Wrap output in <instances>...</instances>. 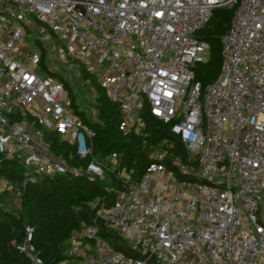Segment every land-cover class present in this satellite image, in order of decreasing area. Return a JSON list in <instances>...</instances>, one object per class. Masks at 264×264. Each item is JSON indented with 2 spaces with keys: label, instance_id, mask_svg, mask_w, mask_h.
<instances>
[{
  "label": "built area",
  "instance_id": "1",
  "mask_svg": "<svg viewBox=\"0 0 264 264\" xmlns=\"http://www.w3.org/2000/svg\"><path fill=\"white\" fill-rule=\"evenodd\" d=\"M215 8L233 16L218 77L203 87L195 68L209 44L198 32ZM74 79L89 112L69 95ZM92 82L118 106L124 135H144L147 111L187 159L163 141L138 177L117 153L99 156L95 129L72 108L98 121ZM50 131L77 165L54 156ZM0 157L22 164L23 186L65 175L116 195L87 204L93 222L73 233L62 264H264V0H0ZM99 224L139 256L116 251ZM33 233L25 226L17 249L44 264Z\"/></svg>",
  "mask_w": 264,
  "mask_h": 264
},
{
  "label": "trees",
  "instance_id": "2",
  "mask_svg": "<svg viewBox=\"0 0 264 264\" xmlns=\"http://www.w3.org/2000/svg\"><path fill=\"white\" fill-rule=\"evenodd\" d=\"M212 16L205 27L198 32V37L209 44L208 60L198 63L195 76L203 87L212 84L218 77L221 59V37L227 33L233 16V10L213 9ZM97 95L96 107L99 110L97 122H90L83 110L72 104L73 112L95 129V152L105 157L117 153L122 167L132 169L140 176L147 165L149 152L161 142L173 145L172 153L186 160L183 144L171 133L170 126L145 111L144 135L132 132L124 135L118 125L121 112L112 104L103 90L92 82ZM74 100V99H73ZM54 156L66 163L78 164L70 156L71 148L54 132H47L44 138ZM145 140V143H143ZM24 168L22 164L0 157V178L12 186V193L18 201L17 208H0V264H30L26 256L17 249L24 241V227L34 229L32 245L35 254L44 264H62L66 260L65 251L73 233L81 231L93 222L95 211L88 207L93 200L104 201L111 205L116 195L104 190L102 181L90 182L86 178L55 175L39 176L35 184L22 185ZM4 190L3 195L7 196ZM101 236L116 251L127 256L137 257L129 250L127 243L114 231L99 224Z\"/></svg>",
  "mask_w": 264,
  "mask_h": 264
},
{
  "label": "rangeland",
  "instance_id": "3",
  "mask_svg": "<svg viewBox=\"0 0 264 264\" xmlns=\"http://www.w3.org/2000/svg\"><path fill=\"white\" fill-rule=\"evenodd\" d=\"M27 42L29 44H31V38L28 37ZM69 95L75 99V101L80 104V109L84 108L88 111L87 107H90V101L88 99H84L81 100V98L83 97V87L81 85V83L77 80H73L71 82H69ZM89 112V111H88ZM3 178H0V185L2 183ZM4 193L2 192V194L0 195V206L6 210H10L13 208H17L18 205V201L15 198V196L13 195L12 191H7L6 194L7 196L3 195ZM0 207V208H1ZM90 247V246H89ZM87 253L88 256H95V252L92 248L87 249ZM88 260L84 259V258H74V259H70L68 264H87Z\"/></svg>",
  "mask_w": 264,
  "mask_h": 264
},
{
  "label": "crops",
  "instance_id": "4",
  "mask_svg": "<svg viewBox=\"0 0 264 264\" xmlns=\"http://www.w3.org/2000/svg\"><path fill=\"white\" fill-rule=\"evenodd\" d=\"M5 183V180L4 181H2V183H1V185H0V190H1V187H2V185ZM2 193H0V195H1Z\"/></svg>",
  "mask_w": 264,
  "mask_h": 264
}]
</instances>
